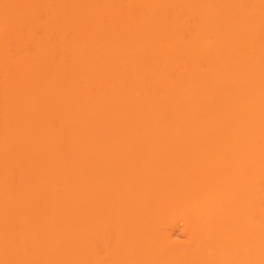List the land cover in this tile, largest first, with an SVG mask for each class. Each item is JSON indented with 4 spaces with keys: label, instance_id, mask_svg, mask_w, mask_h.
<instances>
[{
    "label": "rangeland",
    "instance_id": "obj_1",
    "mask_svg": "<svg viewBox=\"0 0 264 264\" xmlns=\"http://www.w3.org/2000/svg\"><path fill=\"white\" fill-rule=\"evenodd\" d=\"M21 1L24 0H1L0 18L4 17L10 9L14 8L15 5L17 6V4H19ZM92 1L93 0H50V6L52 9L49 16V23L51 27L49 33V42L51 44H58L59 46L61 45L60 47L64 45L65 48L60 54L65 55V57L63 59V62L61 63L62 65L58 66L59 68H52L48 70L45 63L40 60V55H15L16 52L11 47L4 48L5 51L0 49V54L4 56L8 55L10 58L12 56V59L14 57L15 59L17 58L24 61V64H22L21 67L14 71V74L10 76L0 77V116L5 113L6 110L10 114L19 115L21 117L24 115L26 116L29 113L37 112L47 114L51 109L48 105L45 104L33 105L31 107H28L24 102H15L13 106L6 105V102L13 98L12 92L6 89L3 90L4 85H6L7 83L28 80L29 84L27 88V94L33 95V97H35L41 95L46 91L47 86H44L46 82L55 83L60 79H63L64 86H62L61 89H65L62 90L61 93H59V97L61 99H65L66 102H64V104L66 105H64L62 111L60 112V114L63 116L62 133L63 136L67 138L66 140H72L71 143H74L73 146L67 148L65 157L63 158V162L60 163L61 165L58 164V167L54 165V167L51 166L53 168H47L45 170L47 175L45 177L46 179L37 181L30 186L15 183L10 188L7 187L6 189L2 187L3 189H0V256L5 253L12 254L9 251H13L15 254V257L13 256V259L2 258L0 260V264H74V261H77L78 264H126L128 261H134L136 255H132L131 253L128 254L130 251H133V249L131 248H129L127 253H125L126 251L124 250L127 249L125 247L128 246L126 245L127 242H125V240L130 238L131 242H133L134 244L133 248L136 247V249L138 250L141 249L143 253L144 251L147 252L154 241L150 233L154 230L153 228L156 227H158L157 229H161L159 230V232H163L164 237H161L162 239H160L161 244L163 243V246L165 243V245H168V243H170L169 241L171 240V243L176 241V243H174L175 245L179 244L183 246L182 248L185 247V249L188 247L192 248L194 244V239L192 238L190 231L191 228L194 227V225L192 226V224L195 221H193V215L190 213V211H187L185 208L186 204L190 202L189 193L192 189L190 187V190H188L187 188L179 189L181 188V182H179L178 180L181 179L183 182L188 178L189 180L193 178L191 182H196V180L194 179H197L198 181L195 183V185H198L203 181L202 179H204L206 175L210 176L212 172L215 173V168H217L218 166L213 161H211V159L199 155L200 159H198L197 157L196 158L201 162L205 158L211 161V164L209 166L210 169L207 168L208 170H210V172H208L207 170V173H205L207 163L209 162L206 159L202 162L201 165V162L199 163L198 160L196 161L199 164L197 162L195 164V161L193 162V160L184 161L185 157L183 158V156V160L180 159V154H176V156L178 155V157L173 160L170 156L167 155V153L168 151L170 153V150L173 151V149H180L181 146H183V148L186 147V149L189 148V151L191 150L192 152H197L200 144L203 142L201 140H204V138H201L203 136L202 134H200L201 137L199 136L198 140H196L197 138L193 139L196 133L194 127L197 126L196 128L201 130L199 131L201 133L203 128L208 130L209 127H213L212 123L203 118L206 115V113L204 114L203 111H206V109H204L203 111L200 110L201 107L199 108L197 106L199 104H195L198 108L195 106L193 111L195 112V115H192L193 117L191 119L196 117L197 121H200L202 123L205 121L202 127V123L194 122V125L191 120V123H182V120L179 122L176 115H178L180 111L179 109H175L173 107L174 105L172 106L169 104L170 106L167 105L164 107L161 105L162 103H152L153 101H150V99H153V96H155L156 98H165L164 96L166 95L169 96L170 94H176L180 89V85H188L189 83L187 81L185 82L184 80L176 81L172 79L171 83H174L175 86L178 87L174 88V84H170L169 81L168 85H172V87L174 88L173 90L169 89L168 91H166V93L162 91L166 95L164 93L162 94V92L158 93V90L156 91L157 93H155V87L158 88L160 87V84H163H159L158 82L162 79L154 81L156 76L159 77V73H157L158 75L155 73L156 76L150 73L151 78L149 79L148 77V81H146V79H143V77H145V73L142 72V80L137 76L142 70H140V72L138 71V74L135 70L142 67V65H139L144 62L140 61L141 63L139 62V65L138 63L135 64L138 65L136 69H134V67L130 63L127 64L125 62V60H128L127 56L129 53H131V50H137L136 46H138L139 42L135 40V43V41H132L130 39L133 44H127L128 41H126L125 44V39L128 37H124L125 39H123V41L121 39L123 43L120 44L122 45L120 46V48L117 46L119 44L115 45L114 48H112V44L110 45L115 35L118 37L123 36L121 34H123V29H125L126 31L125 27H128L129 25V31L132 27L131 24L133 25L132 30L134 27H136L135 22L137 23V21H139L138 16L140 18L142 17L140 20L145 18L142 15L138 14L137 10L139 9V7L136 2L137 0H103L100 7L101 9L99 8V10H97L96 12L93 11V16L90 19L87 20L85 18H80L82 19V21H80V19L78 20L79 24H77V30L81 32L83 31L84 33L87 32L86 34L89 33L91 35V39L89 40V42L84 44L81 40L73 38L69 30L65 27H68V25L71 23L72 16L75 11L82 10L84 6H86V4H89ZM142 1L143 0H138V2L141 4H150L149 7H151L152 0H144L145 3ZM165 1L166 0H164V2ZM212 1L210 5H212L213 3L215 4V0L213 2ZM154 2L155 0H153L152 2L153 5H155L153 7H156L157 4H154ZM124 3L132 4V10L130 11V13H124L118 8L119 5H122ZM167 3L170 4L169 1H167L164 7H166ZM171 3H173V0ZM202 3L204 4V7L209 5H207V0L206 3ZM170 5L171 7L174 6H172V4ZM160 6L161 5H159L158 8H160ZM188 6L189 5H187V7ZM162 7L161 10H164L162 9ZM158 8L156 7L155 10H159ZM179 8L182 9V7ZM150 9H152V7ZM177 9H173L174 15L176 14L175 11ZM173 10H171L172 14ZM196 10L198 11V9ZM197 11L196 13H198ZM179 13L180 12L177 11V14ZM168 14L169 13L167 12V14L164 15L167 16ZM187 16L190 17V14ZM5 19H7V17ZM186 21L187 20H185V22ZM147 23H149L150 25ZM146 24L147 26H143H146V28H152L151 31L155 32H151V36L154 33L151 37L153 40H157V38L160 36L161 38H164V36L160 34L162 33V31L160 32V30H158L160 29L158 28V22L156 23L157 26L154 23L151 24L150 21L146 22ZM183 27L184 26H182V29ZM209 32H206V35L205 33L203 34L208 38L211 37V44L215 39H218L221 42L220 44H227V42L229 44V42H232L229 37L230 35H227V33L224 35V31L222 32L223 34H219V38L214 36L216 34L208 35ZM212 33L210 32V34ZM17 34L18 35L16 36H20L19 33ZM3 36L7 37L5 33H3ZM207 37L204 38V42L202 41L203 45ZM161 38H158V40L160 41ZM108 39H110L111 42H109ZM198 40L200 39L198 38ZM107 41L109 43H107ZM190 43H187L188 45L186 46L189 47ZM99 44L100 46L98 48ZM123 44L128 46L125 47L123 46ZM108 45H110L111 48ZM4 46L5 45L2 44V47ZM103 46L104 48L101 49V47ZM139 46L137 47L138 49ZM214 46L212 47V50L213 48H216V46ZM210 47L208 48L211 50ZM173 48H169L167 50V53L168 57L172 60L174 59V61L171 62L170 59L166 57L167 55H164V53L161 51L160 54L162 55L157 56H162V61L160 58L159 61L163 62V65L164 62H169L168 64H171L170 66H173L175 64L176 57L178 56H174L176 54ZM184 48L185 47L181 49L183 52L185 51ZM203 48L205 47L203 46ZM9 49H11V52L9 51ZM196 49L198 50L199 48L195 47L194 50ZM202 50L207 51V49ZM202 55L204 54L202 53ZM179 59L181 60V58L178 57L177 60L179 61ZM183 61L176 62L174 66L179 68L184 67L185 65H183L182 63H184L185 61ZM128 65H130L129 68H127ZM150 65L151 63L149 64V67ZM131 66L133 68H131ZM151 67L154 69V72L158 71V69L157 71H155L157 67L155 68L154 65ZM130 68L133 70L130 71ZM55 70H59L60 73L55 72ZM209 70V66L200 69V71L202 72H208ZM151 72H153V70ZM158 72H160V75H162L161 70ZM33 76H37L36 80L30 81ZM188 76L190 77L191 75ZM168 77L169 76L165 77L164 79L167 80ZM170 77L172 78V76ZM117 80H119L120 82L118 81L119 83H117ZM116 83L117 85L120 84L119 86L125 83L123 85H127L128 88L125 86V89L127 88L126 91L128 90L127 94L129 96L139 91L138 93L134 94V98H137L139 93V97H141V93L146 97H138L139 99L137 98L135 100L133 99L135 102L132 100L130 106L133 105L134 109L132 106V108H127L126 106H120L118 103L117 104L119 106H116L115 104L116 107L113 108V102H115L114 97H116L114 94L117 93V91L116 93H114L115 91L113 90L118 87ZM167 86H164V88H166ZM83 92L90 93H87V95H90V97L93 95L97 97H91V99H87V101L85 102L80 101L79 104L76 103L75 98H78V96L81 94V96H79L78 98L81 99ZM120 94L122 93L120 92ZM132 97L133 96H130V98ZM199 98L200 99L195 100H198V103L202 104V102H204L205 100H203L204 98L201 97V95L199 96ZM122 99L124 98L122 97ZM217 99L218 98L216 96V98L213 99L215 100L213 102L215 103ZM150 102L152 104H150ZM211 106L214 107V104ZM229 108H231V106ZM208 109H210V107ZM222 115L223 114H220L219 119L217 118V123L223 122V126L225 127V129H227L230 126L227 122H225L227 119L223 120L225 116ZM176 121H178L179 124ZM179 127L180 129L183 127L182 130H180ZM12 129V126L7 128V131L10 133L9 135L7 134L8 136L3 140V142L18 144L27 141L28 143H30L29 141L32 142L44 136H48L50 140H57L59 133L53 131L51 128H49V126L43 127L41 124L34 125L29 129H26L25 132L23 131L24 133L21 132V134H18L17 131L11 132ZM163 129H165V133L159 136L160 131ZM223 129L222 131L219 130V133L220 131L223 132ZM186 132L188 133V135ZM93 136L94 138H92ZM182 136H189V139L191 140L187 138L186 142H180V138ZM74 139H76L77 141H75ZM188 141H190V143H188ZM15 144H12L13 152L17 151L18 148L17 144ZM73 151L76 152L75 155L70 153ZM233 160L234 159H232V161ZM40 165V161H35L28 168L31 172L39 174L42 171ZM221 165L223 166L224 164ZM212 168L214 169L213 171L211 170ZM227 169H229V166ZM227 169L225 167L223 173H225ZM124 171L125 174L123 177L120 173H124ZM196 175L200 179L197 178ZM121 176L122 180L120 179ZM216 178L217 177H215V180ZM123 179L125 180L126 185H130V187L134 185L133 188L138 190L137 192L139 197H137L134 192H132V194L136 196L135 198L133 195H128L129 193L126 194L128 191H124L125 193L123 192ZM134 182L136 184L138 182L139 184L135 185ZM217 183L214 184L215 187L221 186V189H223L224 185L222 186L220 185L221 183H218L219 186H217ZM183 185L181 184L182 187ZM213 186L211 187L213 188ZM211 187L208 192L205 191L204 193H208L209 195L211 194L213 195V198H216L218 193H216V195L214 192H218L219 188L214 191L215 187L213 189ZM211 189L213 190L212 192ZM177 197H179V199H183V202L178 205L180 206L179 211L171 210L169 207H165V202L166 200L168 201V198H173L171 199L172 202H170L173 203V201L175 202L174 199H177ZM215 200H217V198ZM255 206L257 205L255 204ZM11 213L18 214L14 217L16 219H8V216H11ZM233 215H235V217L233 218H236L237 214L235 212H233ZM233 215H231V217L227 216L226 218L221 217L223 219L219 218V220L217 221L216 219H214V217L213 220L218 222L217 224L220 226L221 224L224 225V223H226L227 226H230ZM211 224H214L213 221L211 222ZM209 225L210 224H208V227H210ZM204 226L201 227L203 228ZM233 226L234 224L230 226L232 228L230 230H233ZM45 229H49L50 233H47L46 239L38 244L41 246L44 245L46 247L45 252H42L41 254L39 253V255L34 257L29 253V251L25 250L30 245V243L28 242V237L31 234L44 233ZM201 229L200 231H202ZM206 230H208V228H206ZM170 231H174L172 232V236L174 239H172V236H170ZM159 232L157 234H159ZM148 234L149 236H147ZM168 234L171 239L166 237V235ZM124 237L127 238H125L124 240ZM164 238H168V240H164ZM154 239L156 240V238ZM204 241H202V243ZM206 242H208V240L205 241V244L203 243V245H207L208 243ZM228 242L230 244L229 239ZM231 245L230 247L232 248L233 246ZM57 250L63 252L66 251V254L63 255L61 259H53L54 252H56ZM181 250L184 251L183 249ZM188 250L191 249L188 248ZM202 253L199 254L202 255ZM139 254L138 256H140ZM200 257L198 259L200 262L196 258L197 262L199 263H201V259L204 258ZM137 259H139V257H137ZM196 260L193 259V262ZM79 261L81 263H79ZM128 264L132 263L128 262Z\"/></svg>",
    "mask_w": 264,
    "mask_h": 264
},
{
    "label": "bare ground",
    "instance_id": "obj_2",
    "mask_svg": "<svg viewBox=\"0 0 264 264\" xmlns=\"http://www.w3.org/2000/svg\"><path fill=\"white\" fill-rule=\"evenodd\" d=\"M24 1H21L19 4H17V6L15 5L16 6V8L14 6L15 9L14 8L10 9L4 17L0 18V49L5 51L4 48L11 47L17 53V54L15 53V55H40L41 58L40 60H42L45 63L48 70L52 68H59L58 66L62 65L61 63L63 62V59L65 57V55H60V54L63 52L65 48L64 45L60 47L61 45L59 46L58 44H51L49 42V33L51 30L49 23V16L52 9L50 6V0H24ZM102 1L103 0H93L89 4H86V6H84L82 10L75 11L73 13L71 23L68 25V27H65L69 30L73 38L81 40L84 44L89 42V40L91 39V35L89 33L86 34L87 33L86 31H85L86 33H84L83 31L81 32L77 30L78 28L77 24H79L78 20L80 18H85L87 20L90 19L93 16V11L96 12L101 7ZM167 1H169V3L172 4V6L174 5L176 7L174 6L171 7V5L168 3L166 4V7H164ZM211 1L212 0L210 1L207 0V5L208 4L209 5L204 7V4L202 2L206 3V0H183V1L173 0V3H171L172 0H166L165 2L164 0H155L154 4L156 3L158 5V6L156 5L157 8L159 7V5H161L160 8H158L159 10H155L156 7H153L155 6L152 3L153 0L151 2L152 9H150L151 7H149L150 4L148 5L143 3L141 4L137 0L136 2L139 7V9L137 10L138 14L142 15L145 18L140 20L142 17L140 18L138 16L139 19V21H137L138 26L137 23L135 22L136 24V27H134L135 29L133 28L132 30L133 25L131 24L132 27L131 30L129 31L128 27L130 26L128 25V27H125L126 31L125 29H123L125 32L122 31L123 34L121 35L123 36L118 37L115 35L113 37L112 42L110 39H108V41L111 42L110 45L111 44L113 45L112 48H114V46L117 44H119L117 46L120 48V46H122L120 44L123 43L122 41L126 37H128L129 39L128 38L125 39L124 42L125 44L126 41H128L127 44L130 45L133 44L131 40L132 41L137 40V42H139L138 44V46L140 45L139 49L137 48L138 46H136L137 50L136 51L135 49L133 51L131 50V53L128 54L127 56L128 62L125 59L124 60L127 64L130 63L134 67V69H136L141 62H144L139 65V66L142 65L143 69L142 67H140L141 69L139 68L135 71L137 73L138 71L140 72V70H142L137 76L141 78L142 72L145 73V75L143 74L145 76L143 77V79L144 80L146 79V81H148V77L149 79L151 78L150 73L154 75L155 73L156 74L159 73V77L155 75L156 78L154 81L156 80L158 81L162 79L161 81L158 82L159 84L160 83L163 84H160V87L158 88L155 87V91H154L155 93L157 92L160 93L162 91L166 93V91H168L169 89L173 90L175 87H178L175 86L174 83H171L172 79L176 81L184 80L185 82L187 81L189 83L188 85L186 84L180 85L179 86L180 89L176 94H170L169 96H167L164 92H162V94L164 93L166 95L164 96L165 98H156L155 96H153L154 98L153 99L151 98L150 101L152 100L153 101L152 103L154 102L162 103L161 105L164 107L167 105L168 106L174 105L173 107L175 109H179L180 111L179 112L180 114L178 113V115H176V117H178V119L177 118L176 119L179 122L182 120L181 121L182 123L183 122L191 123V121L193 123L200 122L196 120V117L191 119L193 117L192 115H195L194 114L195 112H193L196 106L195 104H199L197 106L199 108L200 107L202 108V109L200 108V110L203 111L204 109H206L207 111V112L205 110L203 111L204 114L206 113V115L203 118L207 119L208 122L212 123L213 127H209L208 130L203 128L201 133L199 132L201 130L196 128L197 126L194 127L195 132L196 133L198 132L197 133L198 135L195 133V135L197 136L194 135L195 138L193 137V139L197 138L196 140H198V137L199 136L201 137L200 134H202L203 136L201 138H204V140L203 139L201 140L203 142L200 144V147L201 146L203 147H201V150L200 147L198 149L200 152L198 150H197L198 153L196 151L192 152L191 150L189 151L188 147H187L188 149H186V147L183 148V146H181L180 149H175V150L173 149V151L170 150V153L168 151L169 154L167 153V155L174 160L180 154L181 155L180 159L183 160V158L185 157L184 161L193 160V162L195 161L194 162L195 164L197 162L196 160L200 159L199 155L203 157L205 156L211 159V161H213L218 166V167L215 166L217 167L215 168L216 170L215 173L212 172L210 176L206 175L204 179H202L203 181L198 185L197 184L195 185V183L198 181L197 179H194L196 180V182H191L193 178L190 180L188 178L186 179L187 181L184 180L183 182L181 179L178 180L179 182H181L182 185L184 183L183 187L179 183L181 187V188L178 187L179 189L187 188L188 190H190L189 187L192 189L190 190L191 192L189 191L190 193L188 192L190 195V202L186 204L185 208L187 211H190V213L193 215V221H195L192 224V226L194 225V227L191 226L193 229L191 228L190 233L192 238L194 239L193 246L197 244L195 246L196 248L192 246V248L188 247L191 250H188V248H186L187 249L186 250L185 247L182 248L183 246L179 244L175 245L174 243H176V241L171 243L172 240L169 241L170 243H168V245H165L166 243L163 241L165 243L163 246L162 245L163 243L161 244L160 241V239L164 237L163 232L162 233L159 232V230L161 229H157L158 227H156L153 228L155 231L153 230L154 232L152 231L150 233V235H152V239L154 240L153 241L154 245L152 244L151 247L147 250V252L144 251V253L141 249L138 250L136 249V247L133 248L134 244L133 242H131L129 236H128L129 239L126 240L125 238L127 237H124L125 242H127L126 245L129 246V247L128 246L125 247L127 248L124 250L126 251L125 253H127L129 248H131L133 249V251L132 252L130 251L128 254L131 253L132 255L134 254L137 257H139V259H137V257L135 256V259H137L138 261L135 259L134 261H128L132 264H141V263L142 264H264V0H215V4L213 3L214 5L213 4L210 5ZM142 2H144V0ZM187 5L189 6L187 7ZM198 6L202 8H199ZM161 7L164 10H161ZM179 7H182V9L184 7L185 8L182 10ZM118 8L124 13L125 12L130 13V11L132 10V4L124 3L122 5H119ZM172 8L174 10L178 8L175 11V13L177 14L178 11L180 12L179 14L182 16H180L179 14H177L178 16L176 14L174 15V10ZM188 8H190L191 10ZM169 9L173 10V14ZM196 9H198V11ZM196 11L198 13H196ZM167 12L169 14L171 13L170 15L168 14L169 16L167 15L168 17L165 16ZM188 13L190 14V17L187 16L189 15ZM6 17L7 19H5ZM185 20L187 21L185 22ZM80 21H82V19H80ZM149 21L151 24L154 23L155 25L158 22L159 25L158 28H160L158 30H160V32L162 31V33L160 34L164 36V38H161V36L158 37L161 38L160 41L158 40V38L157 40H153L151 38L155 32L151 31L152 28L149 27L146 28L147 24H149V23L146 24V22ZM140 23L142 24V26L143 25L146 26L142 27ZM182 26H184L183 29ZM209 29L211 33L213 32L212 34H210ZM205 31L209 32L208 35L216 34L214 36H216L217 38H219L220 37L219 34L224 31V35L226 33L227 35L228 34L230 35L229 37L232 42L231 43L229 42V44L228 42L227 44H223V43L220 44L221 42L218 39L217 40L215 39L211 44L210 40L212 39L211 37L208 38L207 36H205L207 34ZM151 32H154L152 36H151ZM3 33H5L7 37H4ZM17 33H19L20 36H16L18 35ZM203 33H205V35ZM194 34H196L197 36ZM205 37H207L205 39L206 46L205 43L204 45L202 43V41L204 42ZM198 38L200 40H198ZM108 41L107 43H109ZM186 42L187 43L191 42L189 47L186 46L188 45ZM1 43L5 46L2 47ZM208 43L211 45V47ZM110 45L108 46L111 48ZM214 45L216 46V48L215 49L213 48L212 50V47ZM99 46L100 44L98 45V48ZM123 46L127 47L128 45L123 44ZM203 46L205 48H203ZM171 47L173 48L176 54L174 56H178L179 58H181V60L179 59V61H183V60L185 61V62L183 61L185 64L182 63L183 65H185L184 67L179 68L174 66L176 62H179L177 60L178 57H176L177 61L175 60V64L174 63H173L174 65L172 64L173 66H170L171 64H168L169 62H164L163 65L162 64L163 62H161L162 56L157 57L159 55H162L160 54V51L163 52L164 55H167L166 57H168L167 50ZM183 47H185L184 52L181 50ZM195 47H198L199 49L194 50ZM208 47H210L211 50ZM102 48H104V46L101 47V49ZM202 49H207L208 52ZM10 50L11 49H9V51ZM202 53L204 55H202ZM6 56L4 55L0 56V77L10 76L14 74V71L19 67H21L22 64H24V61L20 59L17 58L15 59L14 57L12 59V56L11 58L8 55ZM159 58L161 59V61H159ZM169 59L171 62L174 61V59L173 60L171 58ZM149 62L151 63L150 67H149L150 64ZM152 62L155 68L157 67L155 71H157V69L158 71L161 70L162 75H160V72L158 71L154 72V69L151 67L153 66ZM137 63L138 65H135ZM132 66L131 68H133ZM206 66L210 67V70L208 72L200 71L201 68L203 67L205 68ZM129 67L130 65L127 66V68ZM145 67H147L148 69ZM131 68L130 71L133 70ZM145 69L147 72L145 71ZM152 70L154 73L151 72ZM55 72L60 73L59 70H55ZM188 75L191 76L189 77ZM167 76H169L168 79L167 80L164 79ZM170 76H172V78ZM36 78L37 76H33L30 81H34L36 80ZM118 81L119 80H117V83L120 82ZM169 81L170 84L172 85L174 84L173 85L174 88L172 87V85H168ZM63 82H64L63 79H60L55 83L46 82L44 84V86H47L46 91L41 95L35 97H33V95L27 94V88L29 84L28 80L9 82L6 85H4L3 90L6 89L13 93V98L7 101L6 105L13 106L15 102H24L25 105H27L28 107H31L33 105L45 104L48 105L52 110L50 109V111L47 114L37 112V113H29L26 116L24 115L21 117L19 115L10 114L6 110V112L0 116V147H2L0 148L1 151L0 152V189L3 188L7 189V187L10 188L15 183L24 184L25 186L26 185L30 186L37 181L46 179L45 177L47 175L45 170L47 168H53L54 165L56 166L58 164L61 165L60 163L63 162V158L65 157L67 148L73 146L74 143H71L72 140L70 141L66 140L67 138L64 137L62 133L63 116L60 114V112L62 111L64 105L66 104H64L65 99H61L59 97V93H61L62 90L65 89L64 87H63L64 89H61L62 86H64ZM119 85L120 84H118L117 85L118 87L113 90L115 91L114 93H116L117 91V93L114 94L116 97H114L115 102H113L114 103L113 108L120 105L123 107L126 106L127 108L128 107L130 108L132 106L134 109V106L133 105L130 106V104L132 103L133 99L135 100L140 96L139 93L138 97L134 98V94L138 93L139 91L130 95L133 96L132 98H130V96L127 94L128 90L126 91V89L128 88L127 85H125L127 87L126 89L124 85H123L124 87L122 85L121 86ZM164 86L167 87L164 88ZM117 89L122 94H120V92ZM87 93L83 92L81 99H78L79 96H81L80 94L78 98H75L76 100L74 99L75 102L79 104L80 101L85 102L87 101V99L88 100L91 99V97L92 98L97 97L94 95L90 97V95H87ZM200 95L201 97L204 98L203 100H205L204 102H202V104L198 103V100H195V99H200L199 98ZM216 96L218 98L217 99L218 101L216 100L215 102L216 104H215L213 102L215 100L213 99H215ZM122 97L124 99H122ZM141 97H146V96H143L141 93ZM152 103L150 102V104ZM212 103L214 104L215 108L211 106L213 105ZM230 106L231 108H229ZM209 107L210 109H208ZM182 108L184 111L182 110ZM220 114H223L222 116H225L223 120L227 119L225 122L229 124L230 126L229 128L225 129V127L223 126L224 124H222L223 122L217 123ZM203 123L201 124V127ZM33 124L34 125L41 124L43 127L49 126V128H51L53 131L59 132L57 140H50L48 136H44L37 140H34L35 142L29 141L30 143H28L27 141H24L23 143H18V144L16 143L18 148L17 151L15 152L12 151L13 150L12 144L14 145L15 143L3 142V140L10 133L7 131L8 127L10 126L13 127L11 132L17 131L18 134H21V132L23 131L25 132L26 129H29L30 127L34 126ZM182 128L180 129L179 127L180 130H182ZM221 128L223 129V132H221L222 131ZM219 130H221L220 133ZM217 132L219 135L217 134ZM164 133H165V129L160 131L159 136L163 135ZM184 136L181 137L182 141L180 138V142H186L187 138L189 139V136L188 137L187 136L184 137ZM92 138H94V136ZM74 140L77 141L76 139ZM188 143H190V141H188ZM73 152L70 153L75 155L76 152L74 153ZM176 154L178 155L176 156ZM207 158L205 159L209 162L207 163L205 173H207L208 170L207 168L210 169L209 166L211 164L210 163L211 161ZM205 159L202 160V162L205 161ZM232 159L234 160L232 161ZM35 161L36 162L40 161L41 164L40 168L42 169V171L39 174H35V172H31L30 169L28 168ZM198 161L199 163L201 162L200 160ZM202 162L200 163L201 165ZM221 164L224 165L222 166ZM226 165L229 166V169H227L228 166ZM225 167L227 169L226 170L227 173L224 171L226 174L223 173ZM211 170L213 171L214 169L212 168ZM208 172H210V170H208ZM120 174H122V176L124 177L125 171L124 173H120ZM122 176L120 178L121 180H122ZM215 177H217L216 180ZM197 178L199 177L197 176ZM217 182L219 184L221 183L220 185L222 186L224 185L223 186L224 190L221 189L222 188L221 186L215 187L214 184ZM123 183H124L123 188L126 187L124 188L125 190L122 188L123 192L128 191L126 194L129 193L128 195L130 196L132 195L134 196L135 194L137 197H139L137 192L138 190L133 188L134 185L131 186L132 187L131 189L130 185L125 184V180L123 181ZM218 183L216 184L217 186H219ZM138 184H139L138 182L137 184L135 183V185ZM193 185L197 187H194ZM200 185L203 186L201 187ZM211 186H213V188L215 187L214 191L219 188L218 192H214L215 194L218 193L219 195L218 198V195L216 194L217 200H215L216 199L215 197L213 198V195L204 193L205 191L208 192ZM212 189L211 192L213 191ZM220 189L223 190L224 192L221 191ZM132 192H134V194H132ZM136 196H134V198ZM209 196L211 197V199ZM171 199L173 198L170 199L168 198V201L166 200L165 207H169L171 210L179 211L180 206L178 205L183 202V199L181 198L179 199V197H177V199L176 198L174 199L175 202L173 201V203H170L172 202ZM255 204L257 206H255ZM233 212L237 214L236 218H233L235 217V215H233ZM17 215L18 214L11 213V216H8L9 217L8 219L10 218L13 219ZM231 215L233 216L230 226L234 224L233 230H230L232 228L230 226H227L226 223H224V225L221 224V226L217 224L218 222L216 221L219 220V218L221 217L226 218L227 216L231 217ZM213 218L216 219V221L213 220ZM212 221L214 224H211ZM208 224H210L209 225L210 227H208ZM204 225L207 227H205ZM201 226H204L203 228L205 230L206 228H208V230L205 231ZM200 229L202 231H200ZM158 232L159 234H157ZM172 232L170 233V236H172ZM47 233H50L49 229H45L44 233L41 234L35 233L29 235L28 237V242L30 243V245L28 246L29 249L26 248L25 250L29 251V253L32 254V256L34 257L39 255V253L41 254L42 252H45L46 247L44 245L41 246L38 244L46 239ZM147 236H149V234ZM166 237L171 239L169 237V234L166 235ZM154 238H156V240ZM168 238H164V240H168ZM172 239H174L173 236ZM228 239L230 241V244L228 242ZM201 240L202 241L208 240V242H206L208 244L203 245L205 241L202 243ZM230 245L233 247L231 248ZM181 249H183L184 251H182ZM9 252L12 254L5 253L3 254L4 256L3 255L0 256L1 257L0 260L2 258L13 259V256L15 257L14 252L13 251H9ZM137 252L138 254L140 253L139 254L140 256H138ZM153 252L155 253V256ZM199 253H202V255ZM65 254L66 251L63 252L57 250L56 252H54L53 259L55 258L61 259L62 256ZM199 257L202 258L201 263H199L200 262L198 260ZM196 258L199 262H197ZM193 259L196 261L193 262ZM128 262L126 264H128ZM75 263H77V261H74V264ZM79 263L81 262L79 261Z\"/></svg>",
    "mask_w": 264,
    "mask_h": 264
}]
</instances>
